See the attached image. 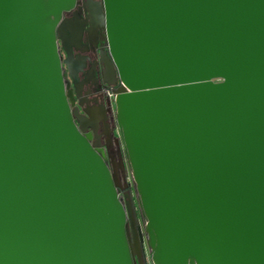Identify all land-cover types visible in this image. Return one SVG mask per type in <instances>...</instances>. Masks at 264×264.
Segmentation results:
<instances>
[{
    "label": "water",
    "instance_id": "1",
    "mask_svg": "<svg viewBox=\"0 0 264 264\" xmlns=\"http://www.w3.org/2000/svg\"><path fill=\"white\" fill-rule=\"evenodd\" d=\"M74 3L0 0V264H143L126 168L154 264H264V0Z\"/></svg>",
    "mask_w": 264,
    "mask_h": 264
},
{
    "label": "flooded vegetation",
    "instance_id": "2",
    "mask_svg": "<svg viewBox=\"0 0 264 264\" xmlns=\"http://www.w3.org/2000/svg\"><path fill=\"white\" fill-rule=\"evenodd\" d=\"M97 2V0H75L74 7L69 12L64 13V18H72L75 13L80 14L79 18L82 21H87V15L85 12V7L87 2ZM96 41L100 43V30L96 34ZM99 54H91L89 59V72L87 75V80H90L89 85L85 84L82 87V93L85 98L93 100L95 102L94 106L100 107L102 109V122L101 125L106 132V137L102 136L101 138V154L106 157L108 162L114 161L118 163L120 159V145H118V136L115 129V120H114V98L116 96V90L119 87L111 86L105 84L101 81V72H104L106 75L110 74L109 67L106 65L105 57L102 56L105 48L99 47ZM102 57L103 59V68L99 66V60ZM118 178L122 184L121 188H118V194L124 201L126 197L129 196L132 201L135 225L132 229L131 239L134 242L135 246H138L140 250V260L145 264V247L147 244L146 236L144 233V217L137 206V195L135 191V186L133 183L131 172L128 168L125 171H119ZM131 233V228H130Z\"/></svg>",
    "mask_w": 264,
    "mask_h": 264
},
{
    "label": "built area",
    "instance_id": "3",
    "mask_svg": "<svg viewBox=\"0 0 264 264\" xmlns=\"http://www.w3.org/2000/svg\"><path fill=\"white\" fill-rule=\"evenodd\" d=\"M119 197L122 199V201L124 202V198H122L119 194ZM151 251L150 248L148 247V245L146 244L145 247V264H154L153 261L151 260Z\"/></svg>",
    "mask_w": 264,
    "mask_h": 264
}]
</instances>
